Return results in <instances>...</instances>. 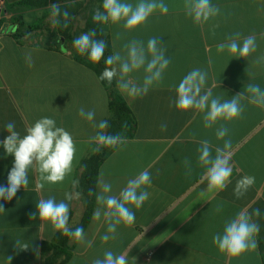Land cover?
Returning <instances> with one entry per match:
<instances>
[{"label": "crops", "instance_id": "crops-1", "mask_svg": "<svg viewBox=\"0 0 264 264\" xmlns=\"http://www.w3.org/2000/svg\"><path fill=\"white\" fill-rule=\"evenodd\" d=\"M4 1L6 17L0 21V141L8 135L5 127L9 122L23 137L29 126L48 117L72 135L76 153L72 172L63 182L48 183L38 171L29 169L28 187L19 189L11 201L0 200L5 210L0 212V264H8V256H12L10 264H42L53 256V264H92L109 250L117 255L127 254L128 264H264V108L242 100L244 111L239 118L221 120L212 128H205L203 113L181 112L173 103L179 83L196 68L207 72L206 88L222 102L240 92L247 97L250 83L264 90V63H256L258 57L264 56V0H210L220 12L203 25L195 24L185 14L184 0H163L168 6L167 14L157 10L133 31L125 30L123 22L104 24L112 54L125 55L124 46L132 40L143 41L146 47L150 38L157 37L170 64L163 80L144 95L122 92L114 79L119 100L131 111L135 126L132 137L118 145L98 167L84 243L74 238L64 241L50 224L41 222L38 215L30 219L29 214L37 211L40 199L55 197L57 202L64 200L69 204L70 228L81 222L85 210L81 197L67 201L65 193H77V183L73 182L82 173V161L101 147L91 138L104 130L94 127L78 112L81 107L94 110L97 125L106 120L110 116L108 92L95 73L75 59L57 26L51 25L50 0L46 6L25 12L12 7L21 0ZM124 2L135 5L139 0ZM54 3L62 9L74 1ZM18 14L26 23L38 27L14 37L16 27L9 20ZM82 29L84 21L78 17L71 32L79 36ZM235 33H240L241 43L244 37H256V51L246 59L232 57L227 50L218 51V45ZM143 76V69L130 74L138 84H142ZM161 125H166V130L162 131ZM221 126L228 129L225 139L231 140L233 173L227 187L216 192L208 189L206 169L198 163V149L201 141L208 140L215 156V149L224 143L216 137ZM13 161L14 157L7 155L0 144V185L7 184ZM145 169L152 179L146 188L150 193L148 200L139 209L129 206L135 213L134 222L118 225L115 239L102 241L108 234L107 222L103 217L98 221L92 218L100 207L96 194L100 191L97 182L101 174L112 185V194L118 195L128 179ZM246 175L255 177V183L237 198L236 182ZM243 209L250 213L260 210V216L253 217L260 226L256 235L258 247L239 257H228L214 245L213 237L222 234L225 222ZM17 239L28 243L29 249L18 250ZM44 242L54 245L56 252L42 255Z\"/></svg>", "mask_w": 264, "mask_h": 264}, {"label": "clouds", "instance_id": "clouds-1", "mask_svg": "<svg viewBox=\"0 0 264 264\" xmlns=\"http://www.w3.org/2000/svg\"><path fill=\"white\" fill-rule=\"evenodd\" d=\"M185 14L197 25H203L209 20L219 15V8L214 6L210 0H184ZM50 23L53 27H68L71 19L67 10L61 11L60 5L52 3L50 5ZM157 10L161 14H167L168 6L163 0H139L138 3L124 2V0H103L102 11L96 10L92 19L95 22L119 24L123 22V27L127 31L136 30L143 26L149 17ZM218 27V25H215ZM96 31L90 30L81 33L73 40V47L81 56H87L94 65L100 64L104 58L106 42L98 40ZM159 38L152 37L144 42L132 40L124 46L126 54L120 52L109 55L104 60L106 65L99 75V79L112 83L117 79L119 89L130 96L147 94L149 89L163 80V74L170 64V59L166 57V49L161 47ZM256 37L249 35L240 42V33H235L227 37L225 43L218 45V51L227 50L232 57L247 58L256 51ZM30 61L31 54L27 55ZM256 63H264V56L258 57ZM31 66V65H30ZM143 69L144 76L142 84L136 83L130 78V74ZM208 74L199 68L191 70L179 83L176 88V98L173 101L176 109L181 112L194 111L203 113L205 128H212L219 121L230 122L239 118L244 108L242 100L247 99L249 103L264 108V90L256 84H248V96L238 93L230 100L223 102L219 97L213 98L210 88H206ZM78 115L93 122L94 127L101 130L109 127L108 121L101 120L98 125L94 123L95 111H86L83 107L79 109ZM166 125H161V130H166ZM5 130L8 135L0 144L3 145L5 153L14 157L13 166L8 172L7 184L0 185V200L11 201L21 188L26 189L29 184V169H35L41 174L44 181L48 183L63 182L65 177L72 172L73 160L76 153V145L72 135L63 127H58L52 118L44 117L38 119L32 126L26 129L23 137L15 131L13 122H9ZM228 129L221 126L216 131L218 140H223V147L215 149V156L212 155L213 146L208 140H203L198 149V163L206 169L204 178L207 180L210 191H223L231 182L233 168L231 160V140L225 139ZM98 145L117 148L118 145L126 143L125 138L119 134L111 135L106 132H97L91 138ZM97 152L100 147H97ZM185 165L189 161L185 160ZM74 184L78 181H74ZM99 193L96 194L97 207L92 218L100 220L102 217L107 222V233L101 239L107 242L115 239L117 226L131 225L135 220V213L129 206L136 209L142 207L148 200L150 193L146 191L151 186L152 179L150 172L145 169L133 178L128 179L126 186L121 189L118 195L112 194V185L105 182L103 175L98 180ZM255 183V177L243 176L236 182L234 194L237 198L242 197L247 190ZM40 187H43L41 184ZM89 190V195H92ZM80 193H65V200L72 201L78 198ZM69 204L64 200L57 202L55 197L40 199L37 203V211L30 213V219L39 220L45 224H50L54 231L62 235L70 236L77 242L84 243L85 235L82 227H69ZM219 207L217 211H219ZM4 207L0 204V212ZM260 210L255 209L249 212L247 209L239 211L234 218L225 222L223 233H217L213 237V243L218 250L228 257H239L245 252L255 251L258 247L256 235L260 230L259 224L253 217H259ZM15 247L18 250H28L29 244L17 239ZM39 255L38 248L35 249ZM8 264L12 256L7 257ZM92 264H128L127 254H114L112 251H105L103 258H96Z\"/></svg>", "mask_w": 264, "mask_h": 264}, {"label": "trees", "instance_id": "trees-1", "mask_svg": "<svg viewBox=\"0 0 264 264\" xmlns=\"http://www.w3.org/2000/svg\"><path fill=\"white\" fill-rule=\"evenodd\" d=\"M58 0H50L49 2L54 3ZM74 1L73 4L69 5L68 7H64L61 11L67 10L70 14L71 19L68 22V27L64 28L62 26H57L58 33L61 34L62 37L66 40V42L70 45V50L74 55L75 59L84 64L90 70H92L98 80L102 83L104 88L108 92L109 96V105L108 109L110 112L109 118L106 119L108 121L109 127L104 129V132L111 135L119 134L121 137L129 139L133 135L134 131V118L129 110V108L120 102L119 97L117 95L115 89V82L114 80L112 83H108L107 80H100L99 75L103 71L104 67V60L107 59L109 55H112L111 47L108 42V37L105 32L104 24L100 22H95L92 17L96 10L102 11V4L103 0H99L97 3L96 0H70ZM76 1V2H75ZM96 1V2H95ZM48 0H21L14 4L12 7L15 8L17 12H25L34 7L46 6ZM102 3V4H101ZM80 18L84 21V29H82V33L95 30L96 31V39L104 40L106 42V50L104 54V58L101 60L100 64L94 65L90 60H88L87 56H81L77 50L73 47V40L78 37L77 33L71 32L73 29V24L76 18ZM9 21H12V24L16 27V32L14 33V37H19L24 35L26 32H29L38 27L37 24L33 23H26V20L21 15H16L11 18ZM2 23V22H0ZM37 25V26H36ZM23 30L24 32H17V30ZM115 148L101 146L100 151L96 152L95 154L91 155L88 158H85L82 163V173L78 178V183L76 185V191L80 193V197L84 204V215L81 222L76 227H82L85 229L88 219L93 207L94 203V195L96 190V180H97V172L99 165L106 159V157L114 150ZM92 190V195H89V190ZM75 228V227H74ZM73 228V229H74ZM60 237L64 239V241L72 238L70 236H65L59 234ZM59 235L56 237V241L59 238ZM51 250L56 252L57 248L54 247L52 244L42 243V255L45 253H49ZM54 258V256H53ZM51 257L45 258L42 264H53L54 259ZM67 258V256H66Z\"/></svg>", "mask_w": 264, "mask_h": 264}, {"label": "built area", "instance_id": "built-area-1", "mask_svg": "<svg viewBox=\"0 0 264 264\" xmlns=\"http://www.w3.org/2000/svg\"><path fill=\"white\" fill-rule=\"evenodd\" d=\"M4 6H5V1L0 0V21L6 17V11Z\"/></svg>", "mask_w": 264, "mask_h": 264}]
</instances>
